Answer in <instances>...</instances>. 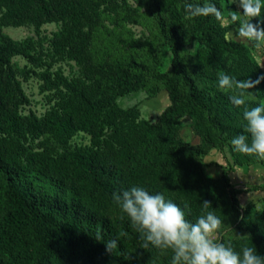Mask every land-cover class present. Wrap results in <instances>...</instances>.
<instances>
[{"label":"trees","instance_id":"16d2710c","mask_svg":"<svg viewBox=\"0 0 264 264\" xmlns=\"http://www.w3.org/2000/svg\"><path fill=\"white\" fill-rule=\"evenodd\" d=\"M144 3L153 20V47L123 56L104 50L95 56L89 43L99 19V0H0V68H9L5 78L0 71V264H172L171 249L151 244L142 248L140 233L114 202V192L132 186L162 193L182 209L187 204L186 219L192 222L203 214L202 202L210 201L209 211L221 219V227L235 217L219 231L220 242L227 246L226 232L245 230L249 235L240 240L243 248H255L264 256V210L238 199L244 191L264 190V183L237 186L223 167L222 186L214 193L217 181L205 170L204 157L214 148L228 147L237 165L264 163L255 154L234 150L231 140L249 135L244 106L231 103L237 90L221 89L218 79L221 72L238 80H256L264 73L254 66L247 47L227 38L223 19L193 18L185 11L187 3H214L225 16L230 0ZM261 15L253 21L264 27V9ZM53 21L65 26L52 40L56 49L69 47L80 63L87 61L94 82L47 78L68 91L64 101L43 117L21 114L17 100L23 93L10 60L33 56L29 47L4 37L1 27L31 22L39 34L44 23ZM191 43L193 58L188 57ZM166 52L169 68L163 66ZM229 54L234 55L232 62L227 61ZM158 82L170 101L158 121H137L134 108H120V97ZM249 91L254 95L246 107L264 104V80ZM186 116L200 137L197 144L180 137V120ZM109 127L126 131L114 137L116 147L111 145L113 152L106 154L100 140ZM78 132L91 135L93 146H72ZM28 136H44L42 149L28 144ZM118 236L117 248L109 253L105 241Z\"/></svg>","mask_w":264,"mask_h":264},{"label":"rangeland","instance_id":"374dc122","mask_svg":"<svg viewBox=\"0 0 264 264\" xmlns=\"http://www.w3.org/2000/svg\"><path fill=\"white\" fill-rule=\"evenodd\" d=\"M242 11L237 5H229L225 11L223 24L227 26V38L237 41L247 47L249 56L254 66L264 73V42L257 43L249 41L239 36V22L231 23L230 14ZM3 9L0 8V17ZM99 19L94 25L93 37L90 38L89 45L95 56L101 52L111 51L113 55L123 56L136 49L148 51L153 47V20L147 10L144 0H99ZM187 19V18H186ZM254 23V21H252ZM63 21H53L44 23L41 32L36 33L33 23L28 22L21 26H2L1 33L4 37L10 38L23 46L29 47L33 59H28L22 55H14L10 60V68L14 72L15 80L19 83L23 96L18 95L17 108L21 114H36L43 117L50 109L59 106L64 101L67 90L63 87L52 86L47 78L56 80L59 76H64L73 82H84L91 84L94 82L93 74L88 71L87 61L80 63L76 57L70 53L69 47L64 51L56 49L52 40L55 34L64 33ZM87 30V28H85ZM188 57L193 58L195 44L191 43L187 47ZM170 53L164 56V67H170ZM228 62H232L234 55L229 54ZM8 67L0 68L4 78L8 73ZM158 92L154 95L153 91ZM168 92L162 83L152 84L151 87L136 92L129 96L120 97L118 104L121 109L129 111L134 108L138 112L137 121L148 120L156 122L164 109L169 105ZM127 115V114H126ZM123 118L129 120L130 117ZM124 131L126 129L122 128ZM124 131L116 133L113 127L106 129L105 135L100 140V149L106 154L113 152L112 146L116 147L114 137L123 135ZM180 137L189 143L197 144L200 137L193 128L190 117H183L180 120ZM42 137L28 136L27 143L31 146L42 149ZM72 146H93L91 135L85 132H78L71 140ZM112 145V146H111ZM208 166L206 173L214 178L217 183L213 185V192L218 193L222 186L219 181L223 167H226L228 175L233 184H263L264 183V163L237 165L231 150L226 147L225 151L212 149L204 157ZM239 202L246 205L251 202L258 212L264 210V190L244 191L238 194ZM235 221L231 218L228 223L218 231L225 229ZM249 233L245 230L233 229L226 232L229 244H233L239 253L242 254L243 246L240 243Z\"/></svg>","mask_w":264,"mask_h":264},{"label":"clouds","instance_id":"9594fccd","mask_svg":"<svg viewBox=\"0 0 264 264\" xmlns=\"http://www.w3.org/2000/svg\"><path fill=\"white\" fill-rule=\"evenodd\" d=\"M242 11L230 14L231 23L239 22V36L257 43L264 42V27L260 22L253 23V18H261L264 0H232ZM185 11L190 17L214 16L224 19L214 3H187ZM219 87L223 90H237L230 96L236 107L244 106L243 116L247 121L246 132L231 140L235 151L257 155L264 159V104L248 108L246 103L254 95L249 89L255 88L264 75L256 80L251 78L238 80L235 76L219 73ZM250 139V142H249ZM113 200L121 206L122 211L130 218L131 225L140 233L144 241L142 248L149 244L159 249H171L174 253L172 264H264V256L257 254V249L244 247L242 255L236 252L231 244L220 242L219 229L222 221L214 211H209L211 202H202L203 214L195 222L186 219L188 205L182 209L162 193L151 194L142 186H132L122 193H113ZM190 211V210H189ZM120 233L119 236H126ZM119 236L105 241L106 251L114 252L118 246ZM96 239L102 240L97 235Z\"/></svg>","mask_w":264,"mask_h":264}]
</instances>
